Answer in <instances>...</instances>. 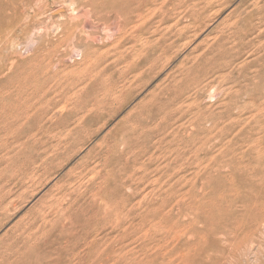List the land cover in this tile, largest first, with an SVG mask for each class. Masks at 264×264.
I'll use <instances>...</instances> for the list:
<instances>
[{
    "label": "rangeland",
    "instance_id": "1",
    "mask_svg": "<svg viewBox=\"0 0 264 264\" xmlns=\"http://www.w3.org/2000/svg\"><path fill=\"white\" fill-rule=\"evenodd\" d=\"M263 218L264 0H0V264H264Z\"/></svg>",
    "mask_w": 264,
    "mask_h": 264
},
{
    "label": "bare ground",
    "instance_id": "2",
    "mask_svg": "<svg viewBox=\"0 0 264 264\" xmlns=\"http://www.w3.org/2000/svg\"><path fill=\"white\" fill-rule=\"evenodd\" d=\"M187 212V211H186ZM185 212V213H186ZM192 212V211H191ZM241 213V212H240ZM191 215H193V214H191ZM232 216V215H231ZM236 217H234L233 219H234V223H233V227H232V230H231V228L229 227V225H228V227L230 228V231L229 232H231L232 231V234H230V238H232V241H234V244L232 245V247H234L235 248V250L237 249V252L234 250V252H236L237 254H238V251H240L239 250V248L242 246V247H244L245 249H247L248 247H249V249L250 250H253V249H257L259 246H260V242H258V240H256V239H252V238H250V234H247L245 231H242L243 229H244V227H242L244 224H242V221H241V217H240V214H239V217L237 216V215H235ZM125 217V216H124ZM194 217V216H193ZM198 217V216H197ZM242 217H243V215H242ZM224 219V218H223ZM222 219V220H223ZM232 219V218H231ZM245 219V218H244ZM264 219V218H263ZM233 221V220H232ZM244 222L246 221V220H243ZM155 222H157V221H155ZM247 222V221H246ZM261 222V221H260ZM118 223V222H117ZM160 223H161V221H160ZM262 223H264V222H262ZM177 224V223H176ZM193 224V223H192ZM181 225V224H180ZM191 225V224H190ZM262 225V224H261ZM162 226H164V225H162ZM162 226H160V227H162ZM166 226V225H165ZM247 226V225H246ZM245 226V227H246ZM264 226V225H263ZM167 227V226H166ZM174 227H177V226H174ZM187 226H185V228H186ZM189 227V226H188ZM261 227V226H260ZM170 228V227H169ZM177 228H180V226L179 227H177ZM176 228V229H177ZM183 229H184V227H182ZM220 228V227H219ZM228 228V229H229ZM262 228H264V227H262ZM189 229V228H188ZM187 229V230H188ZM192 229V228H191ZM223 229V228H222ZM227 229V230H228ZM260 229V228H259ZM151 230H152V228H151ZM186 230V231H187ZM255 230V229H254ZM167 231H169V229L167 230ZM171 231V230H170ZM176 232H177V230H175ZM174 231V232H175ZM182 232L181 233H186V231L185 232H183V230H181ZM191 231V230H190ZM195 231V230H194ZM224 231V230H223ZM260 231V230H259ZM152 232V231H151ZM151 232H149V233H151ZM172 232H173V230H172ZM173 232V233H174ZM179 232V231H178ZM188 233H191V232H189V231H187ZM171 233V232H170ZM170 233H169V235H170ZM194 233V232H193ZM168 234V233H167ZM263 234V233H262ZM140 235V234H139ZM145 235H146V233H145ZM149 235V234H148ZM151 235V234H150ZM149 235V236H150ZM175 235V240H174V242L172 241V244H170V240H167V241H169V244L168 243H166V244H164V249H166V252H167V254H168V259H167V261H166V263L165 264H188V261L190 260V259H192L191 258V255H192V252H194V251H196V252H198L199 250L198 249H202L203 248V243H202V240H203V238H205V236L204 237H202L201 235H198L197 236V234L195 235L194 234V236H197V237H193L192 236V233H191V236L190 235H185V236H183V234H178V233H176V234H174ZM213 235H214V233H213ZM253 235V234H252ZM256 233H255V236H253V237H256ZM165 236V235H164ZM171 236V235H170ZM202 238H201V237ZM173 237V236H172ZM207 237V236H206ZM156 237H153V241L155 242V239ZM162 238V237H161ZM212 238V240H213V238L214 237H211ZM211 238H210V240H211ZM159 239V238H158ZM158 239H156V240H158ZM165 239H167V237H165ZM215 239V241L213 242V241H210V242H213V246H212V244H211V246L212 247H214V248H216V246H217V244L216 243H218V245L221 243V242H223L222 241V238L220 237V238H214ZM223 239H225L224 237H223ZM208 240V239H207ZM150 241V240H149ZM164 241V240H163ZM225 241V240H224ZM158 242H162V241H158ZM166 242V241H165ZM205 242H206V238H205ZM204 242V243H205ZM207 243V242H206ZM225 243H226V241H225ZM150 244V243H149ZM154 244V243H153ZM157 244V243H156ZM209 244V243H208ZM232 244V243H231ZM161 246V245H160ZM207 246V245H206ZM162 247V248H163ZM237 247V248H236ZM155 248V247H154ZM204 248H205V245H204ZM124 249V248H123ZM147 249V248H146ZM149 250V249H148ZM153 249H150V251H152ZM158 250H159V247H158ZM108 251H110V250H108ZM120 251V250H119ZM121 251H122V249H121ZM137 251V250H136ZM155 251H156V248H155ZM258 252V251H257ZM113 253V252H112ZM120 253V252H119ZM155 253V252H154ZM153 252H152V254H154ZM198 253H202V252H198ZM215 252L214 251H212V253L211 254H208V255H206V257H205V259L208 261V263H210L209 261H211V260H213V257H214V254ZM109 254V253H108ZM122 254H123V252H122ZM145 255H146V252L144 253ZM147 254H149L148 253V251H147ZM162 254V253H161ZM166 254V255H167ZM194 254V253H193ZM107 255V254H106ZM117 255H118V253H117ZM127 255V254H126ZM125 255V256H126ZM172 255V256H171ZM162 256V255H161ZM197 256V255H196ZM195 255H194V257H196ZM237 256V255H236ZM235 256V257H236ZM120 257V256H119ZM147 257V256H146ZM230 257V256H229ZM111 258V257H110ZM125 258V257H124ZM128 258H130V257H128ZM135 258V257H134ZM149 258V257H148ZM152 258H153V256H152ZM161 258H163V257H161ZM166 258V257H165ZM197 258V257H196ZM122 259V258H121ZM158 259V258H157ZM160 259V258H159ZM164 259V258H163ZM237 259V258H236ZM102 260V259H101ZM125 260V259H124ZM123 259L121 260V261H124ZM145 260H147V258L145 259ZM154 259H149V261L147 260V264H154V262L155 261H153ZM165 260V259H164ZM238 260V259H237ZM255 260H256V258H255ZM106 261V260H105ZM109 261V260H108ZM111 261V260H110ZM109 261V262H110ZM118 261V260H117ZM250 261H252V260H250ZM249 261V262H250ZM116 262V261H115ZM191 262V261H190ZM120 262H118V264H119ZM162 263H163V261H162ZM82 264V263H81ZM106 264V263H105ZM115 264V263H114ZM211 264V263H210Z\"/></svg>",
    "mask_w": 264,
    "mask_h": 264
}]
</instances>
